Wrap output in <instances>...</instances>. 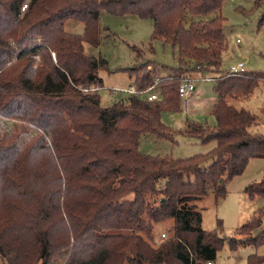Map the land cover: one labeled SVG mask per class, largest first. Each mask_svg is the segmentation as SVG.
<instances>
[{
	"label": "trees",
	"instance_id": "obj_1",
	"mask_svg": "<svg viewBox=\"0 0 264 264\" xmlns=\"http://www.w3.org/2000/svg\"><path fill=\"white\" fill-rule=\"evenodd\" d=\"M224 0H0V259L4 264H201L213 262L225 240L202 228L196 203L227 183L251 159L264 157V134L250 132L258 118L233 101L264 86V72L221 74L227 48ZM23 4L28 8L22 12ZM154 21V43L178 49V65L126 72L141 89L160 79L157 100L125 94L104 105L102 57L85 44L100 43V14ZM74 20L84 33L65 31ZM264 23V15L262 24ZM56 56V61L52 58ZM216 78V125L187 121L176 134L163 121L181 110L178 88L192 74ZM123 94V93H122ZM176 143L177 135L214 143L185 158L139 151L143 136ZM247 193L264 202V178ZM168 221V237L156 242ZM229 240L232 248L264 244V204ZM167 235L165 234V237ZM248 264H264L253 254Z\"/></svg>",
	"mask_w": 264,
	"mask_h": 264
},
{
	"label": "rangeland",
	"instance_id": "obj_2",
	"mask_svg": "<svg viewBox=\"0 0 264 264\" xmlns=\"http://www.w3.org/2000/svg\"><path fill=\"white\" fill-rule=\"evenodd\" d=\"M222 14L226 19L227 48L222 55L221 74L229 72L239 63H245L247 72H264V23L262 24L264 0H224ZM99 24V46L94 47L86 43L85 52L88 55L102 57L108 62L109 71L102 70L99 73L103 80V88L99 92L104 105H109L114 98L125 95L114 90L126 88L130 83L126 70L133 68L137 63L132 46L144 47L142 63L159 64L161 76H166L169 68H175L178 65L176 47L155 42L154 50H149L148 46L154 30L152 19H143L136 15L116 16L102 11ZM65 31L81 35L84 33V24L69 20L65 24ZM192 75L197 79V89L188 101V111L184 110L182 102L181 110L163 114V121L172 128L174 134L183 129L187 121L210 127L216 125L213 116L214 100L211 95L217 96L214 88L216 78L219 76L214 73ZM208 79L209 81H205ZM197 95H199L198 100ZM147 96V94L141 95L142 98ZM233 105L237 109H244L256 115L258 124L252 127L250 132L264 134V86L262 84L253 96L233 101ZM175 139L176 143L155 135H146L139 141V151L151 156L185 158L206 153L215 146L214 143L203 144L181 135H177ZM263 178L264 157L251 159L246 170L227 183L226 198L216 201L214 194L210 193L196 203L197 210L202 214V228L206 231H216L225 240L213 264H248L249 256L253 254L264 256V244L258 247L239 246L234 249L229 242L231 238H240V228L263 207L262 198H251L246 191L250 185L261 182ZM171 225L172 221H168L157 227L156 242L168 237V229ZM163 234L167 236L163 238ZM0 264H4L1 259Z\"/></svg>",
	"mask_w": 264,
	"mask_h": 264
},
{
	"label": "built area",
	"instance_id": "obj_3",
	"mask_svg": "<svg viewBox=\"0 0 264 264\" xmlns=\"http://www.w3.org/2000/svg\"><path fill=\"white\" fill-rule=\"evenodd\" d=\"M28 8L27 4H23L22 5V12H25L26 9ZM239 42V41H238ZM52 58L54 61H56V56L54 53H52ZM246 72V68H245V63H239L236 66L232 67L231 70L229 71V73L231 75H240L242 73ZM196 82L197 79H195V77L192 76H188L185 77L181 80L179 88H178V94L181 98V100L183 101V105L184 107L188 108V101L190 99V97L192 96V94L196 91ZM160 83V79L157 78L154 82V84L146 89H141L139 88L137 85H133V86H129L127 88H115V92H119V93H123V94H130V95H145L147 94L148 96V100L150 101H154L157 100L158 98V94H157V87L159 86ZM101 88H85L82 89L83 92H95L100 90ZM163 238L165 237V234L162 235ZM206 264H213V262H207Z\"/></svg>",
	"mask_w": 264,
	"mask_h": 264
},
{
	"label": "crops",
	"instance_id": "obj_4",
	"mask_svg": "<svg viewBox=\"0 0 264 264\" xmlns=\"http://www.w3.org/2000/svg\"><path fill=\"white\" fill-rule=\"evenodd\" d=\"M128 76H129V79H130V83L127 85L128 87L129 86H133V85H137V83H136V80H135V78L134 77H131L129 74H128ZM203 79V78H202ZM205 81H209V79L208 80H205ZM127 88V87H126ZM197 89V88H196ZM215 91V90H214ZM195 93V92H194ZM193 93V94H194ZM216 93V92H215ZM192 94V95H193ZM212 96V98H213V100H214V105H215V102L217 101V96H214V94H212L211 95ZM196 99L198 100L199 99V95H197L196 96ZM183 102V101H182ZM182 105H183V103H182ZM214 105H213V108H214ZM183 107H184V105H183ZM184 110L185 111H188V108H186V107H184ZM193 122V121H192ZM184 125H185V123H184ZM184 127V126H183ZM182 128V127H181Z\"/></svg>",
	"mask_w": 264,
	"mask_h": 264
}]
</instances>
